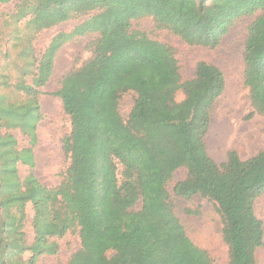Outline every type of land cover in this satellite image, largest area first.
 <instances>
[{
	"label": "trees",
	"instance_id": "16d2710c",
	"mask_svg": "<svg viewBox=\"0 0 264 264\" xmlns=\"http://www.w3.org/2000/svg\"><path fill=\"white\" fill-rule=\"evenodd\" d=\"M252 15L244 84L254 110L264 114V0L22 2L14 17L30 16L26 23L35 33L84 18L55 34L39 60H29L38 62L34 86L18 85L27 102L0 99V127L20 129L29 138V146L19 148L13 133H0V264H37L43 255H56L58 239L74 227L80 248L67 264H214L175 213L168 183L180 168L186 176L174 192L215 204L228 264H259L264 224L254 204L264 193V149L245 160L229 150L227 161L218 163L206 143L214 104L226 87L223 72L202 60L195 76L184 79L172 46L131 29L132 20L149 16L190 45L215 48L237 18ZM90 33L96 35L92 57L64 75L54 92L72 129L64 139L70 159L65 177L50 187L35 173L43 117L39 88L49 81L60 48ZM130 91L137 96L124 120L120 99ZM19 163L29 167L25 178ZM29 204L31 243L25 230Z\"/></svg>",
	"mask_w": 264,
	"mask_h": 264
},
{
	"label": "rangeland",
	"instance_id": "374dc122",
	"mask_svg": "<svg viewBox=\"0 0 264 264\" xmlns=\"http://www.w3.org/2000/svg\"><path fill=\"white\" fill-rule=\"evenodd\" d=\"M26 0L0 3V99L6 104L27 102L29 96L19 89V84L34 86V73L51 38L60 31H70L83 17L73 18L56 26L35 33L29 26L28 16L16 21L17 7ZM34 3L37 0H28ZM255 16H241L229 28L221 43L215 47L190 45L169 29L158 26L152 17L132 20L131 29L147 33L151 38L173 47L184 79L195 76L199 61L218 66L226 79L223 94L216 100L206 143L209 154L218 162L227 161V153L234 150L245 160L264 149V114L257 113L244 84V44ZM95 34L78 36L66 42L56 54L53 73L49 81L39 88L38 100L43 115L37 126L38 140L34 146L39 180L50 187L57 186L65 177L69 156L64 151V139L71 134V121L60 97L54 92L61 87L62 78L69 71L81 67L92 57L91 47ZM133 91L122 95L120 112L127 120L136 100ZM180 90L177 99L182 100ZM13 133L18 147L29 146V138L20 129L0 127V133ZM19 172L25 178L27 165L19 163ZM186 176L184 168L178 169L168 183L174 210L193 242L210 254L214 264H228L229 248L222 238L223 223L215 204L200 195L186 199L177 196L174 186ZM255 213L264 224V193L255 201ZM26 232L28 242L34 238L32 227L33 207L27 206ZM60 250L56 255H43L37 264H67L70 256L80 248L79 229L74 227L58 239ZM29 252L25 253L28 258ZM259 264H264V244L256 251Z\"/></svg>",
	"mask_w": 264,
	"mask_h": 264
}]
</instances>
